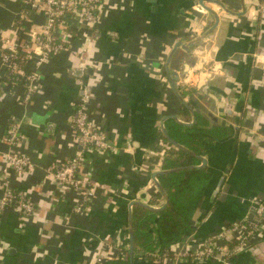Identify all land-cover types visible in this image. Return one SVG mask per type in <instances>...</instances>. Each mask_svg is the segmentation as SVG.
I'll use <instances>...</instances> for the list:
<instances>
[{
    "label": "crops",
    "instance_id": "1",
    "mask_svg": "<svg viewBox=\"0 0 264 264\" xmlns=\"http://www.w3.org/2000/svg\"><path fill=\"white\" fill-rule=\"evenodd\" d=\"M200 1L102 0L92 25L64 30L70 32L68 51L41 59L42 84L28 102H20L21 84L0 90V171L9 152L32 163L20 175L9 174L11 188L30 201L31 210L8 206L0 213V264H93L98 249L116 244L128 249L129 209L132 214L137 205L130 206L131 201L149 204L156 193L160 204L149 205L164 203L152 172L163 169L165 142L171 143L161 125L168 134L170 120L180 124L172 115L188 123L194 115L186 127L195 125L200 114L231 130L211 138L209 154L201 155L206 164L200 167L211 177L184 245L194 249L242 221L252 201L264 204V0ZM207 8L218 16L215 27L194 49L177 47L171 53L179 41L212 26ZM25 11L24 0H0L4 38L16 40V28L26 32L46 24L41 13L23 18ZM202 57L207 62L198 71L218 64L219 72L197 89L185 81ZM167 62L180 72L178 85L186 92L180 95L193 115L169 87ZM33 63H24V69L31 70ZM83 100L89 121L106 133L113 149L84 152L78 175L88 180L93 195L82 203L80 190L60 186L53 175L79 150L71 120ZM16 123L19 142L11 146L4 134ZM262 223L251 248L230 258L233 264H264V213ZM181 261L219 264L214 259ZM132 264L152 263L133 256Z\"/></svg>",
    "mask_w": 264,
    "mask_h": 264
},
{
    "label": "built area",
    "instance_id": "2",
    "mask_svg": "<svg viewBox=\"0 0 264 264\" xmlns=\"http://www.w3.org/2000/svg\"><path fill=\"white\" fill-rule=\"evenodd\" d=\"M102 0H24L26 11L21 15L27 18L31 12L41 13L46 17V24L39 30L22 32L21 28L15 29L16 40L4 38L0 28V90L14 88L18 84L24 89L20 99L21 103L31 99L35 87L42 84L43 75L39 69L41 59L69 50L68 38L70 32L65 29L74 26L92 25L97 18V11ZM20 51H24L26 62H34L31 70L24 69L15 59ZM256 60L258 56L256 55ZM10 78L18 81L14 83ZM13 80V79H12ZM84 100L74 110L71 120L76 134V144L79 150L76 154L62 163L54 172V179L62 187L72 186L81 191V202H86L93 195V190L84 176L78 175L84 163V152L87 150L110 151L113 149L112 141L105 132L94 127L89 121ZM4 139L9 145L19 142L18 123L7 127ZM31 161L24 155L9 152L5 156V165L0 171V213L8 206H13L22 211L31 210L30 201L20 192L10 186L9 174L13 171L20 175L31 168ZM81 209V205L76 207ZM264 204L252 201L250 213L242 221L230 224L202 240L194 249L184 243L173 250V256L164 254L162 264H182V258L214 259L219 264H233L231 257L241 251H248L254 244V239L260 234L263 227ZM232 240L235 242L231 247ZM109 246V245H108ZM109 248L98 249L94 255V263L105 259L118 258L122 244L110 245Z\"/></svg>",
    "mask_w": 264,
    "mask_h": 264
},
{
    "label": "trees",
    "instance_id": "3",
    "mask_svg": "<svg viewBox=\"0 0 264 264\" xmlns=\"http://www.w3.org/2000/svg\"><path fill=\"white\" fill-rule=\"evenodd\" d=\"M26 53L20 51L15 61L23 66ZM13 79V80H12ZM10 81L18 84L17 80ZM182 96L186 94L182 85H179ZM196 124L191 127L178 124L173 120L168 123L169 136L197 155H208L207 143L211 138H222L230 134V128L216 125L207 121L200 114L196 115ZM165 153L162 159V168L170 169L184 165H196L198 159L169 142H165ZM211 177L206 167H189L175 172L163 173L158 180L168 196V201L160 209H149L135 205L132 209L133 222V256L145 257L152 264H162L164 254L173 256V250L186 241L191 234V218L198 208L206 185ZM158 194L150 196L148 203L160 204ZM235 242L232 240L229 247ZM96 264H129L128 249L122 248L118 258L105 259Z\"/></svg>",
    "mask_w": 264,
    "mask_h": 264
},
{
    "label": "water",
    "instance_id": "4",
    "mask_svg": "<svg viewBox=\"0 0 264 264\" xmlns=\"http://www.w3.org/2000/svg\"><path fill=\"white\" fill-rule=\"evenodd\" d=\"M200 3L202 4V0L200 1ZM221 6H223V4L219 3ZM223 8L226 11L227 10L224 6ZM207 11L210 12L213 17H214V23L212 24V26H210L205 32L199 34L196 37H193L191 39L188 40H182L179 41L178 43H176V45L172 48L171 53L177 48V47H181L182 49H184L185 51H190L192 49H194L195 47H197L198 45L201 44L202 40L210 33V31L215 27L216 23L218 22V16L216 15V13L214 11H212L211 9L207 8ZM231 12V11H230ZM171 55H169L170 57ZM165 74L167 77V81L169 84L170 89L172 90V92L176 95V97L179 99V101L190 110L191 114L193 115V111L190 108V106L188 105V103L183 99V97L180 95L179 92V85H178V81L180 79V72L176 69H171L169 67V63H166L165 66ZM216 110V105L213 103L211 105V111H215ZM174 120H176L177 122H179L180 124L183 125H191L194 121H195V117L194 115L192 116V121L190 123L188 122H182L180 121L176 116L172 115L171 116ZM161 131L162 133L166 136V138L178 149H181L193 156H195L199 161V165H187V166H181V167H176V168H171V169H158L156 171L152 172V181L154 183V185L156 186V188L159 190V192L161 193V195L164 198V203L159 206V207H153L147 203H143L141 201H136L133 200L130 203V206L132 205H142L144 207H147L149 209H160L162 207L165 206V204L167 203L168 200V196L166 194V192L163 190L160 182L157 180V176L161 173H169V172H173V171H177L183 168H189V167H197V166H204L206 164V159L200 155L195 154L194 152L190 151L189 149H187L186 147L178 144L177 142H175L166 132L165 128L163 127V125H161ZM132 214H131V210L129 209V214H128V234H129V241H128V261L129 264H132V259H133V228H132Z\"/></svg>",
    "mask_w": 264,
    "mask_h": 264
},
{
    "label": "clouds",
    "instance_id": "5",
    "mask_svg": "<svg viewBox=\"0 0 264 264\" xmlns=\"http://www.w3.org/2000/svg\"><path fill=\"white\" fill-rule=\"evenodd\" d=\"M197 56H200V53H195ZM207 62V57H202L198 62L193 66V69L187 74L186 83H189L191 86L197 89H203L206 87L207 81L211 77L219 72V65L216 64L211 70L198 71L201 69L202 65ZM193 71H197V74H193Z\"/></svg>",
    "mask_w": 264,
    "mask_h": 264
}]
</instances>
